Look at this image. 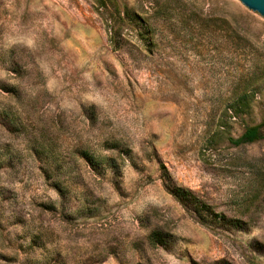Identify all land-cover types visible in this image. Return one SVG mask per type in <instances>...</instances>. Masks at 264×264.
<instances>
[{"label": "rangeland", "instance_id": "rangeland-1", "mask_svg": "<svg viewBox=\"0 0 264 264\" xmlns=\"http://www.w3.org/2000/svg\"><path fill=\"white\" fill-rule=\"evenodd\" d=\"M182 2L146 51L133 24L111 48L91 0H0V264H264V136L228 141L264 134V19ZM162 166L241 227L198 221Z\"/></svg>", "mask_w": 264, "mask_h": 264}, {"label": "trees", "instance_id": "trees-1", "mask_svg": "<svg viewBox=\"0 0 264 264\" xmlns=\"http://www.w3.org/2000/svg\"><path fill=\"white\" fill-rule=\"evenodd\" d=\"M96 12L102 17L106 24L108 42L111 48L117 50L120 48V42L124 40L125 30H128V25L133 24L135 33L144 45V50L150 51V46L153 44L154 27L149 21V18L154 20L166 21L170 12L175 11L177 15L182 16L188 9L195 10L193 4L187 6L182 0H155L153 11L147 14V11H139L133 7L120 6L116 0H91ZM192 12V11H191ZM188 17H194L195 20H201L198 14L189 13ZM183 20V18H182ZM2 90L10 92V95L18 98L16 95V89H6L2 87ZM3 122L1 124H16L14 116L7 108L1 110L0 113ZM17 126V125H15ZM264 134L260 131L259 127L247 128L239 137H228V141L232 144L238 145L246 142H252L260 139ZM80 156L87 162L90 167H97L99 164L107 163L114 166L113 158L111 156H101L98 158L93 153H89L86 150L80 151ZM163 174L167 182V189L172 197L182 205L186 210L190 211L194 217L201 222L217 223L221 227L234 226L240 228L241 225L237 219H230L223 213L215 212L210 204L204 201L195 191L192 189L180 186L173 183L168 175L166 168L162 166ZM236 223V224H235ZM149 240L153 245H165L167 239L165 235L158 229H154L149 234Z\"/></svg>", "mask_w": 264, "mask_h": 264}, {"label": "water", "instance_id": "water-1", "mask_svg": "<svg viewBox=\"0 0 264 264\" xmlns=\"http://www.w3.org/2000/svg\"><path fill=\"white\" fill-rule=\"evenodd\" d=\"M248 10L264 19V0H238Z\"/></svg>", "mask_w": 264, "mask_h": 264}]
</instances>
